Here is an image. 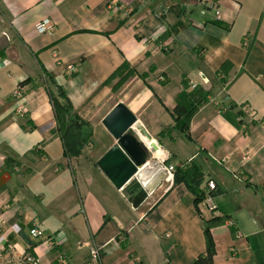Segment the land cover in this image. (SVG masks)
<instances>
[{
	"label": "crops",
	"instance_id": "crops-1",
	"mask_svg": "<svg viewBox=\"0 0 264 264\" xmlns=\"http://www.w3.org/2000/svg\"><path fill=\"white\" fill-rule=\"evenodd\" d=\"M46 17L54 30L40 34ZM0 58V247L39 264H87L93 247L98 264H191L206 247L203 220L226 216L210 228L214 264H264V0H0ZM123 63L132 75L113 91L118 78L104 82ZM185 82L208 92L189 139L171 113ZM57 86L92 128L77 157L56 126ZM117 102L136 134L201 179L202 201L161 181L133 208L111 184L97 161L116 142L102 119ZM35 225L53 248L30 235Z\"/></svg>",
	"mask_w": 264,
	"mask_h": 264
},
{
	"label": "trees",
	"instance_id": "trees-1",
	"mask_svg": "<svg viewBox=\"0 0 264 264\" xmlns=\"http://www.w3.org/2000/svg\"><path fill=\"white\" fill-rule=\"evenodd\" d=\"M228 69L229 64L225 62L220 67L219 72L224 74ZM126 72L128 74L127 76ZM131 75V69L126 63H123L104 83L110 84L118 78L117 82L112 86V90L116 91ZM221 79L223 81L225 80L224 78ZM188 86H191V84L185 82L184 89L177 95L176 104L171 113L174 118L173 128L183 133V135L189 139V121L199 106L207 102L208 92L196 85L191 86L193 88L187 91ZM48 94L54 110L56 126L63 141L64 154L67 157H77L81 155L82 148L89 142L92 132L91 125L87 121L82 120L78 114L73 111L68 97L60 86H57L54 91L48 88ZM229 115L227 111L224 112L226 118H230ZM237 115L239 120L235 122V124L239 126L245 115L242 110H239ZM167 162H171V157H169ZM180 181L184 182L188 189L194 194V203L196 205L204 199V191L199 188L201 179L190 176L188 168H183V166H177L173 175L174 183ZM225 217L226 216H213L209 220H203L206 247L204 252L198 254L191 264H214L213 257L215 245L210 234V228L223 223L226 219Z\"/></svg>",
	"mask_w": 264,
	"mask_h": 264
},
{
	"label": "water",
	"instance_id": "water-1",
	"mask_svg": "<svg viewBox=\"0 0 264 264\" xmlns=\"http://www.w3.org/2000/svg\"><path fill=\"white\" fill-rule=\"evenodd\" d=\"M136 121L123 102L105 114L102 124L116 142L97 161L98 168L133 208L146 201L166 175L157 160H150L148 148L132 130ZM144 173L154 184L145 182Z\"/></svg>",
	"mask_w": 264,
	"mask_h": 264
},
{
	"label": "built area",
	"instance_id": "built-area-1",
	"mask_svg": "<svg viewBox=\"0 0 264 264\" xmlns=\"http://www.w3.org/2000/svg\"><path fill=\"white\" fill-rule=\"evenodd\" d=\"M214 17L216 20L220 19V11L216 8L214 9ZM54 27H55L54 22L50 18H47V17L36 21V23L34 24V29L36 30V32L40 34L50 33L54 30ZM3 66H4V61L0 58V68ZM63 67L68 73H71L74 71V66L71 64L64 65ZM14 93L17 94L18 91L15 90ZM132 129L136 131V129H134V125ZM137 135L140 136L139 134ZM154 145H156V148L159 146L158 144H155V143ZM149 153L152 154L153 153L152 150H149ZM169 157L170 156L164 155L163 153L162 157L156 159L157 162L164 169V172L166 174L165 178L169 180L167 182H171L173 180V175H174V171L176 168V165L174 163L167 162ZM215 187H216V184L213 180L211 179L206 180L207 191L205 193V199L211 209L213 208V204L211 201V192L215 190ZM29 233L34 238L46 239V242H47L46 244L49 249L55 246L53 239L50 238V236H48L44 230L38 228L37 225L30 228ZM101 255L102 253H101L100 248H96V247L91 248L88 254L87 264H98V262L100 261ZM0 264H39V259L34 254L28 251L19 254L15 252L11 246L7 245V246L0 247ZM61 264H65V263L62 261Z\"/></svg>",
	"mask_w": 264,
	"mask_h": 264
},
{
	"label": "bare ground",
	"instance_id": "bare-ground-1",
	"mask_svg": "<svg viewBox=\"0 0 264 264\" xmlns=\"http://www.w3.org/2000/svg\"><path fill=\"white\" fill-rule=\"evenodd\" d=\"M139 137L142 138V141H143L144 145L148 148V150H152L153 143L157 144L154 140L144 137V135L139 136ZM152 152H153L152 156L154 159H157V158H160L163 156L162 149L159 146L156 149H153ZM143 176H144L145 182L150 183V184H154V181L152 180V182H151V180H149V176H147L145 173L143 174ZM163 180H164V182L169 181L166 178H163Z\"/></svg>",
	"mask_w": 264,
	"mask_h": 264
},
{
	"label": "rangeland",
	"instance_id": "rangeland-1",
	"mask_svg": "<svg viewBox=\"0 0 264 264\" xmlns=\"http://www.w3.org/2000/svg\"><path fill=\"white\" fill-rule=\"evenodd\" d=\"M127 75H128V74H127V72H126V76H127ZM112 82H113V81H112ZM112 82H111V83H112ZM116 82H117V80H116ZM116 82H115V83H116ZM115 83H114V84H115ZM114 84H113V85H114ZM116 97H117V94H115V95L112 94V96H111V98H110V102H113V101L115 100ZM134 129H135V126H134ZM144 132H145V131H144ZM145 133H146V132H145ZM145 133H143V134L146 135L148 139H151V136H150L149 134H145ZM148 136H149V137H148ZM160 148L162 149V152L164 153V155H168V156H169V152H168L169 149H167V147H166V148H163V147L160 146ZM166 151H167V152H166ZM151 156H152V154L149 153V158H150L151 161H152V160H156V159L152 158L153 156H152V157H151ZM162 181H163V183L166 184V182H164L163 179H162Z\"/></svg>",
	"mask_w": 264,
	"mask_h": 264
}]
</instances>
